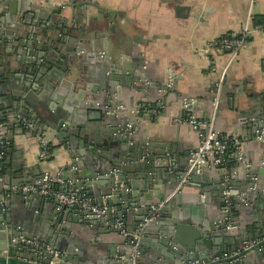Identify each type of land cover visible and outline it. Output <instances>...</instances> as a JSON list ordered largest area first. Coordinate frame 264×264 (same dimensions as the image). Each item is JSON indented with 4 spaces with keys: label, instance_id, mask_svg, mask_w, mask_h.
I'll return each instance as SVG.
<instances>
[{
    "label": "water",
    "instance_id": "water-1",
    "mask_svg": "<svg viewBox=\"0 0 264 264\" xmlns=\"http://www.w3.org/2000/svg\"><path fill=\"white\" fill-rule=\"evenodd\" d=\"M69 5L76 7L90 3ZM91 5L100 9L97 4ZM20 19L13 23L11 30L14 35L11 38L18 42L15 53H25L30 58H17L23 66L9 73L6 77L7 84L0 87V110L5 117L10 112H15L19 117L28 116L31 130L42 137L47 145L62 147L67 161L62 167L63 172L51 175L54 181L49 188L75 192L85 204L73 207L62 205L58 208L59 202L54 197L40 194L43 187L39 182L42 177L39 167L31 174L29 170L13 162L9 167L7 156L0 159V226L4 228L1 233L0 264H126L118 256L126 255L129 245L128 249L121 250L117 246L112 248V244L118 243L112 242L96 252L89 249L83 237H80L79 232H86L85 241L87 237L94 238L108 232L105 229L106 225L109 226L108 220L99 219L92 214L90 205L105 207L111 218L114 214H131L136 226L141 221L145 222L139 245L142 250L141 258L148 264H241L231 262L229 258H221V254L238 248L245 240L257 239L256 245L246 250L244 255L255 251L256 259L247 257L246 261L250 264H264V209L260 210L256 206L258 212L243 225L233 219L235 211L239 210L236 203L244 206L261 192L258 180L251 179L254 172L249 169L246 178L240 177L243 179V189L239 197L234 198L236 194L233 190L240 183L239 177L228 175V171L219 167L193 169L190 184L195 183L200 187L199 195L206 192L217 198L221 206L217 215L209 217L210 221L208 226L203 227V232L192 241L183 240L182 225L175 205H178V195L186 190L187 184H179L178 180L187 166L190 152L197 145L185 151L181 157L169 150L168 143L148 141L144 135H138V122L148 121L150 115L133 111V105L128 109L122 103L98 102L102 94H105L106 99L114 94L119 99L122 98L121 90L128 89L130 96H133L135 93L146 92L155 83L135 85L132 83L135 79L121 70L124 80L111 77L115 82L102 87L104 92L95 96L93 94L98 90L92 89L93 94H85L81 107L78 103L74 104L76 108L69 106L65 99L62 101L63 97L58 90H54L51 95L49 89L55 84L65 86V83L70 86L83 84L88 80L80 72L85 69L81 65H86V59L82 58L84 53L78 52L83 43H94L93 39L86 38L90 32L94 36L104 34L101 23L87 18L85 23H74L72 27L65 29L62 26L50 28L47 25L50 23H44L41 25V33L36 34L28 28L31 22L26 17L21 16ZM49 20L53 21L51 18ZM57 31L62 35L57 33L59 36H56ZM1 32L0 28V35ZM4 39L5 35L0 38V42ZM57 44H60L59 51L55 47ZM91 50H94V46H91ZM92 56L93 59L104 57L99 53ZM118 64L119 59L114 58L110 66L121 69L122 66ZM11 65V60L7 57L5 66ZM162 82V87L159 88L163 89L172 83L169 78ZM225 86L221 85L218 91L220 95ZM39 88L42 89L37 93ZM85 89L88 90L87 87ZM49 97L52 101L62 102L60 106L53 108V112L45 110ZM179 102L182 103V99ZM250 102L252 105L248 115L239 117V122L246 123L256 131L264 126V96L253 97ZM138 103L135 100L134 106ZM192 107L194 106L191 105ZM122 112L125 115L122 116ZM84 113L89 118L82 117ZM16 121L18 122V118ZM4 127V139L10 141L6 132L9 124L5 122ZM152 186L157 188V192L151 190ZM32 187L35 189L32 190ZM226 190L227 196L224 194ZM45 198L52 202V210L42 232L25 233V229L20 230L12 223L13 211L20 204L26 208L32 207L36 204L35 200L43 201ZM160 198H166V201L158 209H153ZM26 215L31 217L30 214ZM228 222L231 224L230 229L227 228ZM75 225H79V228H75ZM110 231L114 229L110 227ZM232 234H239L241 237L231 250L227 240ZM21 236H36L40 244L23 243ZM124 238L126 239L125 236ZM148 243L151 245H147ZM45 246H49V250Z\"/></svg>",
    "mask_w": 264,
    "mask_h": 264
},
{
    "label": "crops",
    "instance_id": "crops-1",
    "mask_svg": "<svg viewBox=\"0 0 264 264\" xmlns=\"http://www.w3.org/2000/svg\"><path fill=\"white\" fill-rule=\"evenodd\" d=\"M81 2L90 3V5L76 7L69 5ZM91 3L97 4L100 9L98 10ZM21 16L31 22L28 28L36 34L41 33V25L43 26L44 23H50L47 24L50 28L62 26L63 29L72 27L74 23L78 25L85 23L87 18L101 23L104 34L98 33L94 36L90 32L86 38L93 39L94 43H83L78 52L84 53L82 58L86 59V65H81L85 69L80 71L82 74L79 73L88 77V80L83 84L70 86L65 83L63 84L65 86L55 84L49 92L52 95L54 90H58L63 97L62 101L65 99L67 105L74 106L78 103L81 107L85 94L89 92L93 94L92 89L98 90L93 94L96 96L104 92L102 87L106 84L115 82L113 78L124 80V76L120 74L121 70L135 79V81L132 80L135 85L146 86L155 83L146 92L135 93L133 96H130L128 89L121 90L122 98L119 99L115 94L108 99L104 98L105 94H102L98 102L122 103L128 109L133 105L134 111L150 115L148 121L138 122V135L140 137L144 135L148 141L168 143L169 150L180 154L181 157L185 151L198 145L199 137L188 124L172 122V117L185 113L179 100H191L194 106L191 108V113L204 119L209 118L213 112L211 98L216 95L217 85L219 83L226 85L222 94L218 93L215 127L222 134H236L245 140L242 154L245 162L250 163L247 169L243 163L233 158L238 165L233 169H227L228 175L239 177L240 180L233 190L236 194L234 198L239 197L243 189V183L241 184L243 179L240 177L246 178V172L249 169L254 172L261 188V192L249 203L244 206L236 203L239 210L235 211L233 219L243 225L255 216L258 212L257 207L260 210L264 209V166L261 164L264 162V143L253 139L256 131L252 127L239 122V117L248 115L252 105L250 100L256 96H264V31L254 32L249 42L233 60H230L227 52L210 45L219 36L238 33L248 17L252 18V21L256 17H263L264 0H0L2 30L0 38L5 35V39L0 42L2 61L0 87L7 84L6 77L9 73L23 66L17 58L19 60L30 58L28 54L15 53L18 42L11 38L14 35L11 30L13 23L21 20ZM57 33L61 32H56L55 35L59 36ZM91 46H94V50H91ZM55 47L59 51L60 44ZM99 52H104V57L93 59L92 55ZM7 57L12 63L10 67L5 66ZM114 58L119 59L118 65L122 66L121 69L111 68ZM168 78L172 83L167 85L166 89L159 88L162 87V81ZM41 89L39 88L36 92H40ZM135 100L139 103L134 106ZM58 102V100L52 101L49 97L45 110L53 112L54 107L62 104ZM7 114L6 122L9 127L6 128V132L7 137L11 139L8 141L10 144L7 153L9 167L13 162L29 170L31 174H34L37 167H39V174L48 172L55 175L63 172L62 167L67 157L62 147L48 145L52 152L51 157L45 161H39L38 154L41 148L38 141L39 135L26 129L21 121V118L29 121L28 116L19 117L15 112ZM121 115H125V112ZM81 116L89 118L87 113ZM186 184V190L178 195V205H175V208L178 209L183 240L192 241L203 232L204 226H208L209 217L219 213L221 205L219 200L209 193L199 195L200 187L195 183L190 184L189 181ZM151 190L157 192L154 186ZM163 199L165 198H160V201ZM48 200L49 198L43 201L37 199L32 207L26 208L20 204L15 210L11 208L14 210L12 223L20 230H26L25 233L42 232L44 223L47 222L52 210V202ZM26 214H30L31 217H27ZM112 218H121L129 229L136 227L135 218L131 214L117 216L114 214ZM2 227L0 226V243L1 233L4 232ZM110 227L112 226L106 225L105 229L108 232L94 238L87 237L86 241L84 238L86 232H79V235L83 237L89 249L96 252L108 247L112 242H118L112 244V248L117 246L121 250L128 249L127 238L125 239L113 227L114 231H110ZM75 228H79V225H75ZM240 237L239 234L231 235V238L227 240L229 249H234ZM28 238H33L40 244L36 236ZM255 254V251L246 253L239 263L250 264L246 258L256 259ZM139 264L148 263L141 258Z\"/></svg>",
    "mask_w": 264,
    "mask_h": 264
},
{
    "label": "built area",
    "instance_id": "built-area-1",
    "mask_svg": "<svg viewBox=\"0 0 264 264\" xmlns=\"http://www.w3.org/2000/svg\"><path fill=\"white\" fill-rule=\"evenodd\" d=\"M256 31H264V23H254L252 18L248 17V19L242 24V27L238 33L219 36L218 38L214 39L210 45L227 52L230 60H233L238 55L240 50L249 42L250 37ZM99 55L103 56L104 52H99ZM220 87L221 83L217 85V90L215 92L216 95L213 97L212 101L213 112L209 118L204 119L194 115L193 113L188 115H176L171 118L172 122L174 123L188 124L189 127L194 130L199 137V142L196 149L193 152H190L187 159V166L179 176V184L187 183L190 180L193 169H199L202 167H219L227 171L226 167L224 166L227 156H232L236 161L243 163L247 169L250 167V163L245 162L242 154V147L245 140L236 134H222L215 127V116L219 101L218 91ZM191 105V100L183 99L181 108L183 111H191ZM158 107H160V103H158ZM2 118L3 114L0 110V159L4 157V148L8 143V141L4 139L5 127ZM21 121L26 129L31 130L32 125L30 121L25 118H21ZM253 139L264 142V126L261 129L256 130ZM38 141L41 147L38 154V160L45 161L51 157V149L42 137L38 136ZM261 164L264 166V162H261ZM251 179H256V177L253 176ZM53 181L54 179L52 178L51 174L44 172L39 180L43 187L40 194L54 197L59 202L58 208H60L62 205L66 207H73L78 204H85L78 198L75 192L57 191L49 188L50 183ZM56 181L61 183L59 178H56ZM31 189L34 190L35 188L32 187ZM224 194L227 196L228 190H226ZM165 201L166 198L159 201L158 204L153 207V209H158ZM89 209L92 214L96 215L97 218L107 219L109 225H111L116 231L127 238L129 245L128 253L126 255L120 256L119 260H123L126 264H139L141 259L139 241L143 236V226L145 222L141 221L134 229H129L121 218H111L105 207L90 205ZM227 228H231L229 222L227 223ZM20 240L26 244L39 245L35 239L28 238L26 236H21ZM256 243L257 241L245 240L238 248L230 252L222 253L221 258H229L231 259V262H240L241 257L244 256V252L254 247ZM45 248L49 250L50 247L45 246Z\"/></svg>",
    "mask_w": 264,
    "mask_h": 264
},
{
    "label": "trees",
    "instance_id": "trees-1",
    "mask_svg": "<svg viewBox=\"0 0 264 264\" xmlns=\"http://www.w3.org/2000/svg\"><path fill=\"white\" fill-rule=\"evenodd\" d=\"M254 23H264V16L262 17H256L254 20H253ZM192 111H185L184 115H188V114H191ZM2 121L3 123L5 124V122L7 121L6 120V117L3 115V118H2ZM10 143H7L5 145V148H4V157L7 156V153H8V146H9ZM236 165H238V163L233 159L232 156H227L226 158V161H225V167L226 169H233L236 167Z\"/></svg>",
    "mask_w": 264,
    "mask_h": 264
}]
</instances>
